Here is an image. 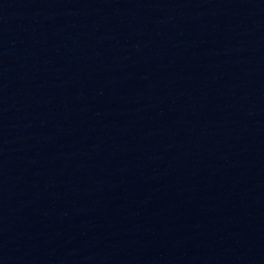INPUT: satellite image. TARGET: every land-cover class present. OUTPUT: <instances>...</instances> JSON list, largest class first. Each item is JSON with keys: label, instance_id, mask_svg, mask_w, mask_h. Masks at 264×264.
<instances>
[{"label": "water", "instance_id": "water-1", "mask_svg": "<svg viewBox=\"0 0 264 264\" xmlns=\"http://www.w3.org/2000/svg\"><path fill=\"white\" fill-rule=\"evenodd\" d=\"M0 264H264V0H0Z\"/></svg>", "mask_w": 264, "mask_h": 264}]
</instances>
